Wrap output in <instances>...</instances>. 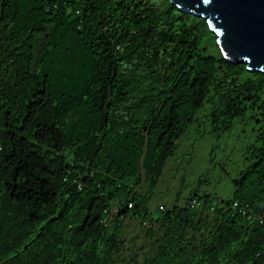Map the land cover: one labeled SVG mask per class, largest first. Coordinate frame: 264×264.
<instances>
[{
  "label": "trees",
  "instance_id": "trees-1",
  "mask_svg": "<svg viewBox=\"0 0 264 264\" xmlns=\"http://www.w3.org/2000/svg\"><path fill=\"white\" fill-rule=\"evenodd\" d=\"M205 104L253 120L250 165L232 199L151 218ZM127 220L157 231L124 264H264V74L170 0H0V264H123Z\"/></svg>",
  "mask_w": 264,
  "mask_h": 264
},
{
  "label": "rangeland",
  "instance_id": "rangeland-1",
  "mask_svg": "<svg viewBox=\"0 0 264 264\" xmlns=\"http://www.w3.org/2000/svg\"><path fill=\"white\" fill-rule=\"evenodd\" d=\"M223 126L221 119L212 117L210 104H205L196 113L194 122L168 158L150 197L148 211L151 218L158 217L160 208L170 209L175 204L183 207L194 195H208L217 199L215 202L233 198L234 181L250 165L249 151L255 143L256 125L246 114L234 120L229 131H223ZM147 228L157 231L154 222L148 221L142 228L135 220L125 222L123 264L133 254L143 260L151 246Z\"/></svg>",
  "mask_w": 264,
  "mask_h": 264
},
{
  "label": "water",
  "instance_id": "water-1",
  "mask_svg": "<svg viewBox=\"0 0 264 264\" xmlns=\"http://www.w3.org/2000/svg\"><path fill=\"white\" fill-rule=\"evenodd\" d=\"M208 21L225 61L264 74V0H170Z\"/></svg>",
  "mask_w": 264,
  "mask_h": 264
},
{
  "label": "built area",
  "instance_id": "built-area-1",
  "mask_svg": "<svg viewBox=\"0 0 264 264\" xmlns=\"http://www.w3.org/2000/svg\"><path fill=\"white\" fill-rule=\"evenodd\" d=\"M188 206L191 209H195V208H197L198 205L194 201H192V202L188 203ZM233 207H234V209L239 210L236 203L233 204ZM239 213H241L242 215H245L246 214V210L244 208L243 209L240 208Z\"/></svg>",
  "mask_w": 264,
  "mask_h": 264
},
{
  "label": "clouds",
  "instance_id": "clouds-1",
  "mask_svg": "<svg viewBox=\"0 0 264 264\" xmlns=\"http://www.w3.org/2000/svg\"><path fill=\"white\" fill-rule=\"evenodd\" d=\"M207 22H208V21H206V23H207ZM207 26H208V29L211 30L210 27H209V24H208V23H207ZM216 45H217L218 49L220 50V48H219V46H218V44H217V40H216ZM220 52H221V51H220ZM221 55H222V53H221ZM192 201H194V202L198 205L197 208L192 209V210H197V209H199V207H200L201 204L198 203V202H196L195 200H192ZM192 201H189V202H192ZM219 201H220V200H219ZM189 202H188V203H189ZM188 207H189V206H188ZM189 208H190V207H189ZM160 209H161V208H160ZM211 210H212V209H211Z\"/></svg>",
  "mask_w": 264,
  "mask_h": 264
}]
</instances>
